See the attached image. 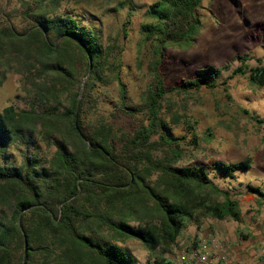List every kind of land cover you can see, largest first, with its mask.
I'll return each instance as SVG.
<instances>
[{
    "label": "trees",
    "instance_id": "16d2710c",
    "mask_svg": "<svg viewBox=\"0 0 264 264\" xmlns=\"http://www.w3.org/2000/svg\"><path fill=\"white\" fill-rule=\"evenodd\" d=\"M202 1L160 0L150 7L157 22L141 28L148 37L158 35L156 59L150 66L152 81L143 90L142 101L134 105L127 104V90L116 69L119 57L92 28L67 14L30 9L24 12L27 23L21 31L10 23L0 28V45L3 37L19 36L39 43L53 59L40 61L41 71L57 75L66 86L79 83L80 71L86 75L83 93L79 97L75 91L67 104L59 99L42 111L12 105L0 110V158H5L0 163V264H137L111 235L139 240L153 257L150 264H190L165 253L193 215L240 220L238 201L209 179L206 167L177 165L183 157V137L174 134L167 118L170 110H165L173 94L217 85L221 69L213 65L197 69L195 77L170 88L159 72L169 46L187 48L193 43L201 25L196 11ZM243 68L241 64L232 75L243 74ZM111 77L118 83L115 109L120 118L132 121L131 129L114 112L112 119H90L98 101L95 87ZM249 79L264 87V65L251 68ZM56 105L64 110L57 112ZM56 121L66 123V136H54ZM36 133L55 147L54 152L49 158L24 153L17 163L11 158L12 148L29 144L37 148ZM251 163L246 157L235 162L214 160L208 167L233 178ZM205 187L223 200L198 196L196 191ZM155 217L158 223L151 221Z\"/></svg>",
    "mask_w": 264,
    "mask_h": 264
},
{
    "label": "rangeland",
    "instance_id": "374dc122",
    "mask_svg": "<svg viewBox=\"0 0 264 264\" xmlns=\"http://www.w3.org/2000/svg\"><path fill=\"white\" fill-rule=\"evenodd\" d=\"M157 1L160 0H0V28L10 23L21 31L27 23L23 19L24 12L29 9L48 15L67 14L78 24L92 28L103 45L119 57L120 64L116 69L127 90V104L134 105L142 101V92L152 81L150 66L156 59L154 47L158 35L148 37L141 26L156 24L149 10ZM161 6L162 3L154 9ZM196 14L201 25L193 43L187 48L169 46L159 72L167 88L195 77L196 70L207 65L220 68L221 73L214 89L203 87L190 94H173L165 108L170 110L167 118L174 134L183 137V157L177 165L209 168L214 160L235 162L246 157L252 163L248 169L237 171L233 178H224L215 170L205 168L209 179L238 201L240 220L193 215L165 256L179 262L181 252H190L200 241L214 238L222 244L233 263L240 264L244 255V259H252L250 264H262L264 87L252 84L249 72L257 65H264V0H203ZM49 56L41 51L39 43L24 40L23 36L17 39L3 37L0 45V110L12 105L17 110L34 108L42 111L59 99L67 104L68 98L77 90L81 96L86 75L80 71L79 83L66 86L62 78L41 71L40 61H52ZM241 57L246 60L243 62ZM241 64L244 73L232 75ZM95 89L98 101L90 119L103 116L112 119L111 112H114L122 125L128 129L134 127L130 119L120 118L115 109L119 95L114 78L99 82ZM44 94L49 101L42 97ZM63 108L56 105L57 112ZM36 126L41 128L40 124ZM66 130V123L55 122L54 136H66ZM35 135L38 149L31 144L12 148L11 158L17 163L24 153L36 152L49 158L54 152L53 145L46 144L37 133ZM4 162L5 158H0V163ZM196 194L206 199L223 200L222 195L209 187ZM151 221L158 223L156 217ZM130 224L138 226L139 223L130 221ZM109 234L107 232V236ZM108 237L131 252L137 264L152 262L151 253L139 240ZM243 242H256L257 246L251 245L249 252ZM186 262L193 264V261Z\"/></svg>",
    "mask_w": 264,
    "mask_h": 264
},
{
    "label": "built area",
    "instance_id": "2783aa9c",
    "mask_svg": "<svg viewBox=\"0 0 264 264\" xmlns=\"http://www.w3.org/2000/svg\"><path fill=\"white\" fill-rule=\"evenodd\" d=\"M262 252L264 253V249ZM184 261H193V264H237L231 261L222 244L214 238L210 241H200L190 252H181L179 262Z\"/></svg>",
    "mask_w": 264,
    "mask_h": 264
},
{
    "label": "crops",
    "instance_id": "0c3cea01",
    "mask_svg": "<svg viewBox=\"0 0 264 264\" xmlns=\"http://www.w3.org/2000/svg\"><path fill=\"white\" fill-rule=\"evenodd\" d=\"M242 244H243V246H246V247H247V248H246V251H249V252L251 251V250H250V246H251V245H253V247L257 246L256 242H253V243H250V242H243ZM251 248H252V247H251ZM251 258H252V257H251ZM251 260H252V259H251ZM251 260H250V258H245V259H244V255H242L241 258H240V264H250ZM262 264H264V262H263Z\"/></svg>",
    "mask_w": 264,
    "mask_h": 264
}]
</instances>
